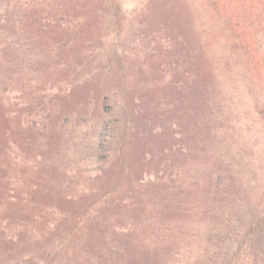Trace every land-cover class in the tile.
I'll return each mask as SVG.
<instances>
[{
	"label": "trees",
	"instance_id": "obj_1",
	"mask_svg": "<svg viewBox=\"0 0 264 264\" xmlns=\"http://www.w3.org/2000/svg\"><path fill=\"white\" fill-rule=\"evenodd\" d=\"M0 264H264V0H0Z\"/></svg>",
	"mask_w": 264,
	"mask_h": 264
},
{
	"label": "rangeland",
	"instance_id": "obj_2",
	"mask_svg": "<svg viewBox=\"0 0 264 264\" xmlns=\"http://www.w3.org/2000/svg\"><path fill=\"white\" fill-rule=\"evenodd\" d=\"M144 3V0H122L123 7L128 14H134ZM15 96V91L13 92Z\"/></svg>",
	"mask_w": 264,
	"mask_h": 264
}]
</instances>
